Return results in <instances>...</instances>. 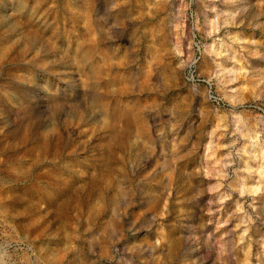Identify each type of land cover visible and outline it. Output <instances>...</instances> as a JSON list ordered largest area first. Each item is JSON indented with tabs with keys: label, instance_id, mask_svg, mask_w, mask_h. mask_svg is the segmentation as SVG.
Here are the masks:
<instances>
[{
	"label": "clouds",
	"instance_id": "clouds-1",
	"mask_svg": "<svg viewBox=\"0 0 264 264\" xmlns=\"http://www.w3.org/2000/svg\"><path fill=\"white\" fill-rule=\"evenodd\" d=\"M171 3L0 0V7L7 4L24 21L9 16L4 31L10 39L0 35V264H84L85 247L95 256L101 237L115 252L132 254L135 264H251L254 246L256 264H264V116L250 111L264 108V75H250L248 57L262 58L250 46L260 41L244 33L260 30L264 36V25L249 20L246 0H181L178 22L160 19L169 29L172 80L178 73L185 87L191 84L190 95L201 96L205 105L215 101L211 107L193 112L190 105H173L166 128L157 127L154 138L145 114L158 116L159 105L141 104L139 77L132 79L126 102L114 87L121 69L147 72L156 64L139 48L150 36L149 19ZM197 3L203 22L188 11ZM257 6L258 20L264 16V0ZM11 48L18 54L9 56ZM197 80L208 87L199 89ZM240 80L251 89L231 87ZM166 89L165 82L153 91L165 97ZM109 99L111 109L104 106ZM130 109L137 116L136 130L127 118ZM193 116L200 123L192 119L181 137L183 120ZM81 120L101 136L87 154H73L71 145L85 142L74 128ZM113 133L123 135V164L115 171ZM49 144L55 151L48 150ZM201 146L198 163L188 170L183 162ZM158 150L163 161H157L159 191L147 186L144 175ZM110 173L109 198L90 196L87 211H76L74 222L82 230L73 236L59 218L38 227L31 211L34 200L54 204L69 194L59 192L66 182L77 193L85 179ZM174 190L178 210L170 206ZM184 204L191 205L187 212ZM173 211L175 217L168 219ZM188 215L198 216L199 223H188Z\"/></svg>",
	"mask_w": 264,
	"mask_h": 264
},
{
	"label": "rangeland",
	"instance_id": "rangeland-1",
	"mask_svg": "<svg viewBox=\"0 0 264 264\" xmlns=\"http://www.w3.org/2000/svg\"><path fill=\"white\" fill-rule=\"evenodd\" d=\"M246 3L248 6H250V12L248 14L249 20H253L255 23L264 25V16H260V18L257 20L256 16L260 12V8L258 5V0H246ZM182 7L181 0H172V3L167 6L166 9L162 10L160 15L156 16L155 19H149L148 26L151 29L150 36L148 38H145L143 43L141 44L139 48V53L141 56H146L147 58H154L156 61V64L153 65L150 71H140L137 72L134 68L128 71H124L122 76H119L116 78L114 82V87L117 89V95L118 97L126 102L128 99L127 93L132 87V79L135 78V76L139 77V87L142 88L144 91L142 92L140 96V102L141 104H158L159 108L157 109L159 115L156 116L155 113H148L145 114L147 116L148 122L152 124L151 134L155 138L156 129L157 127L161 129H165L170 117L168 114L167 109H170L173 107V105L176 106L177 109H182L185 106L190 105L191 110L195 112V109L198 107H211L215 103V101H209L207 105L204 104L203 98L199 95L192 96L190 95L188 89L191 87V84H188L187 87H185L186 82L182 79V77L177 73L175 81L172 80V67L175 65V61L172 60L167 55V49L169 47V40L170 37L168 36V28L163 27L160 25V19L163 16H168V20L165 21V24L168 23H175L179 20V10ZM227 10V9H224ZM14 9L10 8L5 4L4 7H0V25L3 27L0 28V35H3L6 39H10L9 35L4 31L7 27V18L9 16H12L13 20H17L18 23L24 24V21L19 20L14 15ZM189 13L195 12L198 16L201 18V22L204 20V12L202 9V6H200L198 3L193 4L192 7L188 10ZM211 14H209L210 16ZM10 22V21H7ZM192 19L189 15V18L185 21V30L186 34L191 29ZM228 31L233 32L236 31L235 29H229ZM244 33L246 36L251 37L253 39H256L260 41L257 45H252L250 48L255 51L258 50L261 54L262 58H255V57H248L249 65H250V75L254 77H260L264 75V36L261 35V31L257 30L253 34L252 29H244ZM219 35H224V30L222 29ZM187 43V41H185ZM18 50L16 48H11L8 51L9 56L17 55ZM29 58L31 57V53L28 54ZM199 67V66H198ZM145 68H147V65H145ZM116 69H112L113 74H115ZM21 78H23V73L18 74ZM111 79V77H109ZM166 82L167 84V96L165 97H158L157 94L153 91V88L157 84H164ZM198 88L203 90L206 89L208 86L203 82V80L197 81ZM240 85H244L249 90L251 89L252 85L249 83H246L244 80H240L237 82V84H233L231 87H239ZM162 90H165L162 88ZM213 95H215V89H213ZM246 97L249 95V93H245ZM251 103V101H249ZM259 103V102H258ZM104 106L111 109L114 106V101L112 99L104 101ZM252 116L261 115L264 116V108H255L254 110H250ZM129 121L132 124L133 130H136L139 128V124L137 123V116L134 111H131L130 114L127 117ZM196 119L197 125L200 123L199 117H189L187 120H183L182 126L179 129L180 136L182 137L184 135V132L187 129L188 123L192 120ZM206 128L211 127V123L205 126ZM74 128L76 130V134H78L81 137V141H76L71 145V147L68 149L69 152L75 154V153H83L87 154L89 149H91L97 142V140L100 138L101 133L97 131L94 128L91 127H85L84 121L81 120L78 122V124L74 125ZM68 131H71L69 129ZM61 134L63 135L64 132L61 130ZM167 134V133H166ZM114 137V143L112 144L111 149V155L113 156L112 160V167L113 170H118L122 164L123 161L121 160V157H123V152L120 150L121 142L123 140V135H118L117 133L112 134ZM196 140V136L194 135L192 137V141ZM189 142V147L191 146V142ZM206 142V138H204V141ZM159 149V145H158ZM49 151H55V149L52 147L51 144L48 146ZM203 147L201 146V150L199 153H197L195 156L189 158L188 160L184 161L183 164L187 166L188 170H191L192 167L195 166L196 163H198V157L202 155ZM163 162L159 155V150L157 151V154L155 157H153L152 162L148 165L147 171L145 172V181L148 187L154 188L157 191H159L160 185L158 183L160 177L156 175L157 172H159V168L157 166V161ZM153 169H156V172H153ZM111 176L112 173H110L107 176H104L97 180H92L90 178L85 179L78 187L80 188V191L77 193H71L69 191V182H66L64 185L59 187V192L64 193L68 192L69 194L67 196H60V198L54 203L49 204L47 201L40 200L37 198L33 201V207L31 209L33 213V219L38 221V227H41L43 229L44 227H48L53 220H56L59 218L58 223H63L69 226L70 233L74 234L76 233L77 229L82 230V225H76L75 224V216L77 209L82 211H87L86 209V201L91 196L94 198H99L101 195H103L104 199L107 200L109 196L112 194V187H111ZM190 193H185V195H188ZM7 198L11 199L12 194H7ZM177 198V192L174 190L172 192V199L170 201V206L178 210L180 206L175 205L173 202ZM183 198V197H181ZM43 205V207H41ZM183 207L185 208L186 212L188 209L191 208V205L184 204ZM175 211H173V216L168 217V219H173L175 217ZM186 220L188 223L191 224H198L199 218L193 217L191 215H188L186 217ZM126 224V221H125ZM143 235V233L141 234ZM137 240L139 237L136 238ZM117 248L120 247V245H116ZM95 256H90L87 252V247H85L84 252V264H135V260L132 257V254L130 253H121V252H115L113 248L111 247L109 241L101 237V239L96 242L95 244ZM255 253L256 248L253 247V259L251 261V264H256L255 260ZM122 256L124 257L122 259Z\"/></svg>",
	"mask_w": 264,
	"mask_h": 264
},
{
	"label": "built area",
	"instance_id": "built-area-1",
	"mask_svg": "<svg viewBox=\"0 0 264 264\" xmlns=\"http://www.w3.org/2000/svg\"><path fill=\"white\" fill-rule=\"evenodd\" d=\"M198 81V80H197Z\"/></svg>",
	"mask_w": 264,
	"mask_h": 264
}]
</instances>
